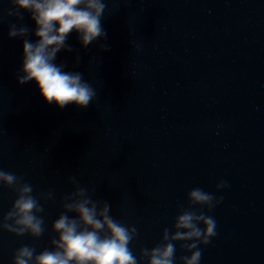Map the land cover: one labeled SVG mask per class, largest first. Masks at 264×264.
<instances>
[{
    "label": "water",
    "instance_id": "1",
    "mask_svg": "<svg viewBox=\"0 0 264 264\" xmlns=\"http://www.w3.org/2000/svg\"><path fill=\"white\" fill-rule=\"evenodd\" d=\"M106 4V38L82 47L73 31L72 51L54 61L82 73L97 96L86 108L61 109L34 80L17 82L24 38L8 37V25L20 22L0 0V169L22 176L34 196L54 193L39 201L43 235L0 230V264H12L22 245L51 250L73 175L93 199L109 202L113 218L137 228L129 248L139 264H147L140 249L160 243L164 228L175 231L193 188L223 197L203 209L217 235L198 245L199 264H264V0ZM22 23L35 28L28 12ZM221 180L227 187L217 190ZM15 199L0 185V216ZM173 243L174 264H182L191 253Z\"/></svg>",
    "mask_w": 264,
    "mask_h": 264
},
{
    "label": "clouds",
    "instance_id": "2",
    "mask_svg": "<svg viewBox=\"0 0 264 264\" xmlns=\"http://www.w3.org/2000/svg\"><path fill=\"white\" fill-rule=\"evenodd\" d=\"M7 3L10 7L6 15L20 22L8 25V37L24 38L22 74H18L17 82L23 85L34 80L45 102H54L61 109L69 104L86 108L97 96L92 84L83 79L82 73L65 72L62 70L65 65L54 61L61 50L72 51L67 39L73 31L82 47L106 38L101 24L106 0H7ZM23 12L30 14L34 29L22 23ZM30 32L38 37L34 42L27 39ZM100 47L107 50L104 44ZM76 60L78 63V56ZM68 181L75 190L62 198L64 211L51 226L57 234L50 240L51 250L45 248L36 253L33 247L22 245L14 251L12 264H139L129 248L138 234L137 228L113 218L109 202L93 199L75 175L69 176ZM0 185L16 193L11 208L0 216V230L16 236L43 235L44 219L40 214L45 209L39 201L54 199L53 191L34 196L33 187L22 176L3 169H0ZM225 187L227 183L223 180L216 185L217 190ZM222 199L201 188L191 189L187 193L188 207H182L175 217L172 226L175 231L170 234L164 228L160 243L151 249H140V259L146 258L147 264H174L173 242L183 241L180 247L191 254L182 255L179 260L182 264H199L202 251L198 245H208L217 235L215 219L203 209L210 212ZM197 205L201 207H194Z\"/></svg>",
    "mask_w": 264,
    "mask_h": 264
}]
</instances>
